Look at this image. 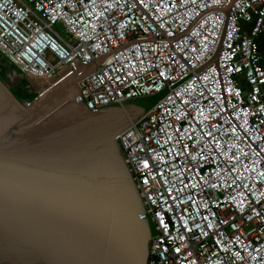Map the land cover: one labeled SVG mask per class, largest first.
<instances>
[{
    "label": "built area",
    "instance_id": "2783aa9c",
    "mask_svg": "<svg viewBox=\"0 0 264 264\" xmlns=\"http://www.w3.org/2000/svg\"><path fill=\"white\" fill-rule=\"evenodd\" d=\"M263 31L264 0H0V52L26 77L77 54L91 111L166 91L115 137L147 264H264Z\"/></svg>",
    "mask_w": 264,
    "mask_h": 264
},
{
    "label": "water",
    "instance_id": "95a60500",
    "mask_svg": "<svg viewBox=\"0 0 264 264\" xmlns=\"http://www.w3.org/2000/svg\"><path fill=\"white\" fill-rule=\"evenodd\" d=\"M0 66V264H147L155 229L115 137L166 91L91 111L77 54L44 79Z\"/></svg>",
    "mask_w": 264,
    "mask_h": 264
},
{
    "label": "crops",
    "instance_id": "0c3cea01",
    "mask_svg": "<svg viewBox=\"0 0 264 264\" xmlns=\"http://www.w3.org/2000/svg\"><path fill=\"white\" fill-rule=\"evenodd\" d=\"M244 28L249 29V24H242ZM261 63L264 64V31L257 38Z\"/></svg>",
    "mask_w": 264,
    "mask_h": 264
},
{
    "label": "trees",
    "instance_id": "16d2710c",
    "mask_svg": "<svg viewBox=\"0 0 264 264\" xmlns=\"http://www.w3.org/2000/svg\"><path fill=\"white\" fill-rule=\"evenodd\" d=\"M257 42V45H258V41H256ZM258 49H259V45H258ZM1 67V71L3 72V71H5L2 67L3 66H0ZM18 83H19V86L20 85H25V84H27V80H25V79H20V80H18L17 81ZM12 89V88H11ZM12 91H13V93L14 94H16L17 96H19V97H21V98H30V97H33V96H35V95H33V96H27V95H25L24 97H23V95H19L16 91H14L13 89H12Z\"/></svg>",
    "mask_w": 264,
    "mask_h": 264
},
{
    "label": "rangeland",
    "instance_id": "374dc122",
    "mask_svg": "<svg viewBox=\"0 0 264 264\" xmlns=\"http://www.w3.org/2000/svg\"><path fill=\"white\" fill-rule=\"evenodd\" d=\"M56 29H57L59 32H61V29H60L59 26H56ZM160 95H161V94H160ZM156 97H159V95H156Z\"/></svg>",
    "mask_w": 264,
    "mask_h": 264
}]
</instances>
